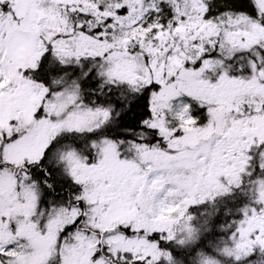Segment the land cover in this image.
<instances>
[{
  "label": "snow or ice",
  "instance_id": "1",
  "mask_svg": "<svg viewBox=\"0 0 264 264\" xmlns=\"http://www.w3.org/2000/svg\"><path fill=\"white\" fill-rule=\"evenodd\" d=\"M0 264H264V0H0Z\"/></svg>",
  "mask_w": 264,
  "mask_h": 264
}]
</instances>
